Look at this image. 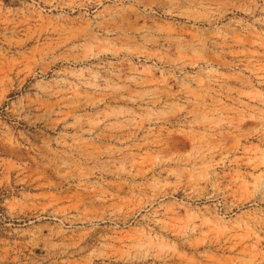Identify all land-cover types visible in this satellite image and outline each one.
Listing matches in <instances>:
<instances>
[{
  "label": "rangeland",
  "instance_id": "rangeland-1",
  "mask_svg": "<svg viewBox=\"0 0 264 264\" xmlns=\"http://www.w3.org/2000/svg\"><path fill=\"white\" fill-rule=\"evenodd\" d=\"M0 264H264V0H0Z\"/></svg>",
  "mask_w": 264,
  "mask_h": 264
}]
</instances>
